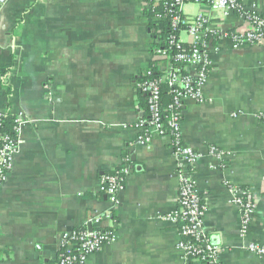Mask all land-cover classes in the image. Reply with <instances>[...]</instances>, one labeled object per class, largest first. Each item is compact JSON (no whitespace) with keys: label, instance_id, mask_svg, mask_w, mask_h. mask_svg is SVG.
Listing matches in <instances>:
<instances>
[{"label":"crops","instance_id":"obj_1","mask_svg":"<svg viewBox=\"0 0 264 264\" xmlns=\"http://www.w3.org/2000/svg\"><path fill=\"white\" fill-rule=\"evenodd\" d=\"M194 4L187 14H205L212 28L242 24L235 12ZM249 6L264 17V0ZM147 10L141 0H0V114L24 122L0 185V264H56L61 235L97 229L102 215L116 239L85 264H202L182 256L177 227L164 219L180 183L171 141L138 143L148 112L137 83L153 64L159 29ZM209 42L219 49L209 50L203 98L181 111L183 142L207 154L195 173L203 227L221 248L220 264H264L246 248L264 245V43ZM212 145L229 155L217 161L208 155ZM123 164L129 172L113 207L100 179ZM234 188L256 203L244 237Z\"/></svg>","mask_w":264,"mask_h":264},{"label":"built area","instance_id":"obj_2","mask_svg":"<svg viewBox=\"0 0 264 264\" xmlns=\"http://www.w3.org/2000/svg\"><path fill=\"white\" fill-rule=\"evenodd\" d=\"M149 9L155 7V0H141ZM171 16L172 34L167 46H155L161 42L159 29L153 37L152 55L154 60L160 59V70L164 74L153 76L152 67L144 73V77L137 83L139 91L144 95L147 103V119H141L138 124L140 134L138 143L149 144L153 137L168 138L175 150L177 172L179 175V193L177 206L164 219L176 225L179 232L177 248L187 261H205L206 264H220L221 248L207 240L203 227L205 206L195 181L196 167L203 156H207L183 142L181 136V111L185 102L201 100L203 87L207 83L210 64L209 50L219 48L209 42L211 37L230 36L233 46L242 44L264 43V17L254 7L249 6V0H160ZM190 3H201L212 10H222L225 14L235 12L241 19V26L233 31L225 32L219 28H212L211 18L205 14L195 17L187 14L185 6ZM249 6V7H248ZM182 32L187 38L182 37ZM211 33V34H210ZM166 42V41H165ZM174 48L172 52L169 49ZM179 62V64H173ZM168 63L164 70L163 63ZM143 75V76H144ZM167 84L173 100L166 115L162 104V87ZM0 114V122L2 115ZM166 119V120H165ZM14 134H2L3 144L0 146V185L5 183L18 152V137L23 125L22 118L16 119ZM1 125V123H0ZM209 156L217 161L225 159L229 152L217 146H210ZM129 167L120 165L101 176L99 189L105 193L113 207H117L121 193L126 184ZM234 201L241 209L240 234L246 236L256 211V203L250 191L234 188ZM106 216L94 218L97 229H73L64 232L60 238L59 253L56 264H85L91 254L101 250L105 244L116 239V233L105 231L102 222ZM192 237L194 242L187 238ZM246 248L259 257H264V245L250 242Z\"/></svg>","mask_w":264,"mask_h":264},{"label":"trees","instance_id":"obj_3","mask_svg":"<svg viewBox=\"0 0 264 264\" xmlns=\"http://www.w3.org/2000/svg\"><path fill=\"white\" fill-rule=\"evenodd\" d=\"M155 7L153 10H147L145 12V16L149 21V24L151 27H156L159 25H162V30L160 31V39L161 42H156L155 46L164 47L168 45V39L170 35L172 34L171 30V16L168 13L166 7L162 4L160 0L154 1ZM166 41V42H165ZM175 50L174 48L169 49L170 52ZM173 64H179V62H174ZM161 60L156 59L153 61L152 64V70H153V76L158 77L164 74L162 70H160ZM180 65V64H179ZM146 78L147 76H142L140 80L143 78ZM173 100V95L171 92H169V87L165 83L162 87V104L165 111V114L167 115L169 113V105ZM16 119L17 117L10 112H7L2 115L1 125H0V132L2 134H14V126L16 125ZM166 120V119H165ZM3 144V140L0 138V146ZM189 241L194 242V239L192 237L187 238ZM211 243V242H210ZM213 244V243H211ZM215 245V244H213ZM191 262H194V260H191ZM202 264H206L205 261L201 262Z\"/></svg>","mask_w":264,"mask_h":264},{"label":"rangeland","instance_id":"obj_4","mask_svg":"<svg viewBox=\"0 0 264 264\" xmlns=\"http://www.w3.org/2000/svg\"><path fill=\"white\" fill-rule=\"evenodd\" d=\"M191 5H196V4H194V3H190V4H188V5H186L185 6V10H186V12H189V13H194L195 11H196V9L198 8V6L196 5V7H195V9H192L191 7H189V6H191ZM49 93V92H48ZM255 214V213H254ZM253 221V220H252ZM252 223V222H251ZM251 226V225H250ZM249 229H250V227H249Z\"/></svg>","mask_w":264,"mask_h":264},{"label":"clouds","instance_id":"obj_5","mask_svg":"<svg viewBox=\"0 0 264 264\" xmlns=\"http://www.w3.org/2000/svg\"><path fill=\"white\" fill-rule=\"evenodd\" d=\"M189 7H191L192 9H195L196 5H191Z\"/></svg>","mask_w":264,"mask_h":264},{"label":"water","instance_id":"obj_6","mask_svg":"<svg viewBox=\"0 0 264 264\" xmlns=\"http://www.w3.org/2000/svg\"><path fill=\"white\" fill-rule=\"evenodd\" d=\"M89 228H90V230H91V229H92V226L90 225Z\"/></svg>","mask_w":264,"mask_h":264}]
</instances>
